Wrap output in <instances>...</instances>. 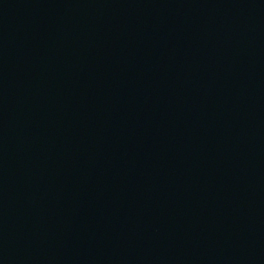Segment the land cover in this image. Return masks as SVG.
Here are the masks:
<instances>
[{
  "label": "water",
  "instance_id": "95a60500",
  "mask_svg": "<svg viewBox=\"0 0 264 264\" xmlns=\"http://www.w3.org/2000/svg\"><path fill=\"white\" fill-rule=\"evenodd\" d=\"M0 264H264V0H0Z\"/></svg>",
  "mask_w": 264,
  "mask_h": 264
}]
</instances>
